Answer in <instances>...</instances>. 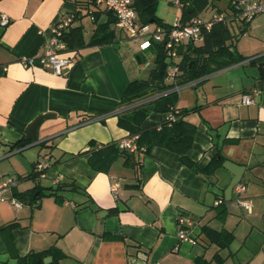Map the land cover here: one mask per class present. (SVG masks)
Masks as SVG:
<instances>
[{
	"label": "crops",
	"instance_id": "0c3cea01",
	"mask_svg": "<svg viewBox=\"0 0 264 264\" xmlns=\"http://www.w3.org/2000/svg\"><path fill=\"white\" fill-rule=\"evenodd\" d=\"M208 7L216 10L192 17L209 19L226 9L216 0L203 9ZM0 12L10 18L0 28V177L17 180L6 196L23 202L16 208L0 201V264H19L28 253L53 246L61 255L46 252L41 262L31 264H195L197 256L209 259L217 249L203 225L233 231L221 264H264V30L259 33L264 13L247 22L236 20L253 41L248 53L235 43L244 59L183 84L177 92V107L194 108L184 116L196 126L189 158L208 160L216 142L228 160L245 166V190L239 196L234 185L221 221L213 206L232 178L224 167L209 179L159 145L134 152V165L119 157L107 172L93 170L88 154L76 155L129 136L118 125V114L126 108L121 99L136 72L117 42L81 45L79 40L81 34L88 41L96 24L109 19L103 5L78 9L71 0H0ZM64 16L72 17L71 27L79 26L80 33H72L64 51L71 66L55 74L39 57ZM34 57L33 64L22 61ZM245 93L253 103L242 102ZM44 112L54 115L39 123L35 139H28L27 123ZM169 114L152 112L143 127L156 126ZM18 141L24 145H15ZM46 159L50 165L41 172L36 163ZM61 182L76 188L66 185L60 199L35 198L36 192L28 201L22 198L23 192ZM113 183H118L114 193ZM241 197L248 206L239 202ZM179 215L192 219L198 242L179 239Z\"/></svg>",
	"mask_w": 264,
	"mask_h": 264
},
{
	"label": "trees",
	"instance_id": "16d2710c",
	"mask_svg": "<svg viewBox=\"0 0 264 264\" xmlns=\"http://www.w3.org/2000/svg\"><path fill=\"white\" fill-rule=\"evenodd\" d=\"M71 1L77 5L78 9H81L83 6L89 7L91 4H96L94 0ZM186 1H188L189 4L183 8L180 18L182 22L197 15L199 10L203 9L207 3L210 2V0ZM157 2L158 0H133V6L141 24H149L152 19L153 22L158 25H170V23L162 21V19L156 15L155 9ZM188 8H192L193 10L188 12ZM106 11L110 15L109 19L105 22H98L96 24L88 41H84L80 34L79 40L81 45L114 43L122 38L121 36L117 38V34L120 35V33L123 32L119 28H117V31L115 26H113L116 24L115 15L110 10L106 9ZM96 21L97 20L95 19L94 22ZM230 25H232V20L218 21L204 34L202 42L198 44L189 43L180 45L177 48L180 57L176 61L179 70L173 82L166 81L168 60L163 43L150 38L147 47H152L155 50L154 66L151 68L147 78L132 79L128 83L121 99V107L126 108L118 114V125L126 129L129 136L138 134V137L135 140L137 146L136 151L139 152L144 150L145 152H148L154 145L166 147L177 152L179 154V159L184 164L196 172L203 173L209 179H211L212 176H215L219 168L223 167V162L227 157L221 152V147L218 146L216 142L211 147V153L208 160L204 161V159H200L198 161H193L189 158L187 152L192 145L196 126L186 121L184 116L194 108L189 109L177 107L178 91L173 87L176 84L183 85L189 83L244 59V56L239 54L235 48V43L232 40L234 35L231 33ZM244 31L245 26L241 29V33H244ZM73 32L80 33V27H71L70 24L65 31L64 39L67 43V47H70L69 38ZM149 97H151L150 100L146 101L145 99ZM152 112H168L170 114L167 118L162 119L156 126L143 127L146 117ZM91 117L92 116L89 118ZM209 131L214 136L212 128H209ZM15 145L20 147L24 144H21V141H18ZM214 147H216V152L213 151ZM134 152L120 148L118 142H109L102 144L100 147L79 151L76 155L88 154L87 160L93 170L107 172L114 161L121 156L124 158L125 164L134 165L135 162L131 158ZM239 183H241V181ZM66 185H73V187L76 188L73 182H61L56 186L45 188L37 187V189H34L31 193L23 192L22 198L24 201H28L30 196L32 197L36 192L34 196L35 198L47 194L54 195L56 198L60 199L59 192ZM44 189H48L47 192ZM218 200L219 201L213 206L215 217L224 221L228 214V201L224 198L223 194L220 195ZM12 225L13 224H8V226ZM202 232L208 239L209 243L215 244L217 249L211 258L207 259L204 256H197L194 263H223L226 259V255L222 254L221 251L229 247L230 243L233 241V231L228 230L225 227L216 229L208 225H203ZM198 241L199 239L197 237L196 242ZM46 252H51L54 257L61 255L58 248L54 246L50 247ZM46 252H30L24 257L19 258V264H31L34 260L41 262ZM55 264H58V262Z\"/></svg>",
	"mask_w": 264,
	"mask_h": 264
},
{
	"label": "built area",
	"instance_id": "2783aa9c",
	"mask_svg": "<svg viewBox=\"0 0 264 264\" xmlns=\"http://www.w3.org/2000/svg\"><path fill=\"white\" fill-rule=\"evenodd\" d=\"M96 4L103 5L107 10L113 12L116 17V26L125 35L136 41L142 37L143 46L147 47L150 38L163 43L167 60L166 81L173 82L177 76L179 66L176 61L179 58L177 48L185 44H198L202 42L204 34L210 30L212 25L223 20H240L247 21L255 15L264 13V0H229L225 10L218 11L209 19H202L198 16L182 22L176 20L168 26L157 25L150 28L149 24H141L138 19L137 12L133 6V0H94ZM171 3L184 7L187 5L186 0H169ZM72 22L71 16H64L52 28V34L45 41V53L39 57L42 66L48 67L53 73L61 74L65 72L72 64L70 56L65 55L67 43L64 39V33ZM10 23V18L5 13L0 12V28H5ZM34 58H24L22 61L25 64H33ZM182 85H175L173 88L177 91ZM244 104L253 103V98L250 94L242 95ZM138 134L128 136L118 141L120 148L134 152L137 149L136 138ZM49 160H41L36 163V168L43 172L49 167ZM17 184V180L12 177H0V201L8 200L9 203L16 208H21L23 202L6 196V192L10 191ZM118 183L111 185L112 192H116ZM235 190L239 196L244 192V185L241 183L235 184ZM240 203L247 205L246 201L238 199ZM219 201V200H218ZM216 201V203L218 202ZM178 232L180 240L196 243L197 234L193 230V221L187 215H179L177 218Z\"/></svg>",
	"mask_w": 264,
	"mask_h": 264
},
{
	"label": "rangeland",
	"instance_id": "374dc122",
	"mask_svg": "<svg viewBox=\"0 0 264 264\" xmlns=\"http://www.w3.org/2000/svg\"><path fill=\"white\" fill-rule=\"evenodd\" d=\"M216 1L217 5L227 7L229 0ZM215 7L213 9H215ZM213 9L212 7H208L207 9H201L199 10L198 14L203 17H207L213 11ZM182 11L183 7L171 3L169 0H158L155 9L156 15L160 17L162 21L170 24H173L176 20L181 17ZM90 23L91 22L88 18L85 24H87V26L89 27ZM149 25L150 28H154L156 23L150 22ZM241 25L242 23L236 21H233L232 25H230L231 33L234 35L232 40L234 43H236L239 50L243 49L248 53L250 51L249 44H251L252 41L249 39L251 34L249 30L245 31L244 33H241ZM262 30L264 29H260L259 33L262 34ZM119 36H121L122 38L119 39L117 43L119 44L120 51L123 53L124 58L127 60L129 67L133 72H136L137 78H147L149 76L151 68L154 66L155 50L152 47L143 46L142 43L144 41V38H140L134 41L124 33H120V35L117 34V38ZM138 59H140V61Z\"/></svg>",
	"mask_w": 264,
	"mask_h": 264
},
{
	"label": "water",
	"instance_id": "95a60500",
	"mask_svg": "<svg viewBox=\"0 0 264 264\" xmlns=\"http://www.w3.org/2000/svg\"><path fill=\"white\" fill-rule=\"evenodd\" d=\"M150 22H153V20L151 19ZM138 60L140 61V59H138ZM53 115L54 114L52 112H44V113L38 114L33 120H31L29 123H27V125L24 129V133H25L26 137L28 139H35L37 127H38L39 123L43 119L51 117ZM213 151L214 152L217 151L216 147L213 148ZM134 157H135V155L132 156V158H134ZM223 167L226 168L232 174V178L224 190L225 199L229 200L231 198V194H232L234 185L241 181V177H242L243 171L245 169V166L237 164L231 160L226 159L223 162Z\"/></svg>",
	"mask_w": 264,
	"mask_h": 264
}]
</instances>
